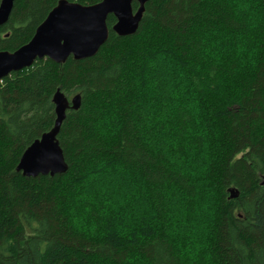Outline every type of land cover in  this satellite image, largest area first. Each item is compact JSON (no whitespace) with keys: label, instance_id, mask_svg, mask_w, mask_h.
<instances>
[{"label":"trees","instance_id":"16d2710c","mask_svg":"<svg viewBox=\"0 0 264 264\" xmlns=\"http://www.w3.org/2000/svg\"><path fill=\"white\" fill-rule=\"evenodd\" d=\"M60 1L17 0L0 52L29 43ZM262 16L264 0H150L132 36L108 18L94 57L0 80V264H264V32L249 23ZM59 89L82 96L58 137L68 171L24 177ZM105 171L131 186L91 181Z\"/></svg>","mask_w":264,"mask_h":264},{"label":"snow or ice","instance_id":"6c2138e0","mask_svg":"<svg viewBox=\"0 0 264 264\" xmlns=\"http://www.w3.org/2000/svg\"><path fill=\"white\" fill-rule=\"evenodd\" d=\"M213 6L222 4H252L255 0H208ZM49 19L48 24L42 30V34L34 42L37 50L43 48L50 52L67 53L99 47L102 42L101 29L103 19L108 12H114L118 16L119 28L128 24L127 4L125 0H103L98 8L83 11L80 9H65ZM251 27L258 25L264 32V16L259 21L250 20ZM27 50H21L11 59H22ZM34 54V53H33ZM24 164L33 172H46L64 168L62 150L58 143L48 139H34L23 152Z\"/></svg>","mask_w":264,"mask_h":264},{"label":"water","instance_id":"95a60500","mask_svg":"<svg viewBox=\"0 0 264 264\" xmlns=\"http://www.w3.org/2000/svg\"><path fill=\"white\" fill-rule=\"evenodd\" d=\"M16 1L17 0L1 1L0 28L8 22ZM149 1L150 0H125V3L127 4L128 24L124 28L118 29L117 26L119 24L120 18L116 16L114 12H108L103 19V27L101 29L102 42L100 43L99 47H97L94 51L92 49H87V50H80L77 52L69 51L67 53H59V52H50L48 50H44L43 48L37 50L35 48L34 42L42 34V30L48 24L49 19L55 15H59L58 10L62 12L65 9L71 8V9H80L83 11H88L89 9L98 8L100 4L103 2L102 0L98 4L84 6L76 2L61 0L57 4V6L49 13V15L44 20V22L40 24V26L36 29V32L29 43L22 46L15 52H8V51L0 52V80L10 76L14 72H18L26 68H30L35 64V62H37L38 60H43L45 58H48L57 64H64L68 61L70 57H72L74 60L77 61L94 57L109 39L110 32L107 25L108 18L110 16H114V18L116 19V24L113 26V31L118 36L120 37L132 36L136 34L139 28V25L144 16L145 6ZM134 2H137L139 4V9L136 12L133 11ZM21 50H27V54L24 56V58L11 59L12 57H15L16 53ZM53 102L55 105V115H56L54 125L52 129L49 132L43 134L40 139H48L53 143H58L60 149L62 150L58 137L61 133L63 123L67 118L68 111H78L81 108L82 96L76 95L73 98L68 99L66 95L59 89L54 95ZM62 154L64 160V168L61 170L53 171L49 169L46 172H33L27 169L26 165L24 164V158L22 155L20 162L17 166V172L22 173V175L27 178H36L38 176L53 177L58 174L66 173L68 171V165L66 163L63 150H62ZM229 193L231 199H235L239 196V192L234 189L229 190Z\"/></svg>","mask_w":264,"mask_h":264},{"label":"rangeland","instance_id":"374dc122","mask_svg":"<svg viewBox=\"0 0 264 264\" xmlns=\"http://www.w3.org/2000/svg\"><path fill=\"white\" fill-rule=\"evenodd\" d=\"M160 77L161 78L158 77L159 79L156 78V84H158V85L160 84V85H162V87L164 86V90L165 91L171 89L172 87L170 85H172V84H169V85L165 86V78H163L162 75ZM202 162H203V158H202ZM203 169H205V165L202 166L201 170H203ZM96 174H98V173H96ZM104 176H106L107 178L106 179H102V177H104ZM102 180H104V184H105L106 190H109L110 192L111 191H114V192L123 191V188L126 189L129 186H131L128 183H123L122 182L123 180L118 177V174L116 175L115 172H111V171H108V172L105 171V173H102V174H99L98 176H95L91 181L95 182V183H99ZM91 181H90V183H91ZM95 186H97V185H95ZM113 197L116 198L115 196H113ZM209 208H210L209 204L203 205L201 211L204 212V216L201 218V220H199V223L196 221V223H198V224L195 226V228L201 229L202 223L206 220V217L211 215V210H209ZM176 209H178V208H176Z\"/></svg>","mask_w":264,"mask_h":264}]
</instances>
